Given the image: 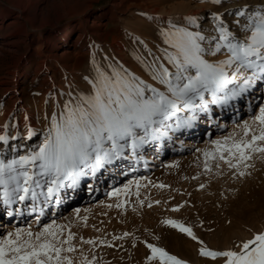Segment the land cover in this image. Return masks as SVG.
Masks as SVG:
<instances>
[{
	"label": "rangeland",
	"instance_id": "1",
	"mask_svg": "<svg viewBox=\"0 0 264 264\" xmlns=\"http://www.w3.org/2000/svg\"><path fill=\"white\" fill-rule=\"evenodd\" d=\"M184 1L206 4L205 25L195 26L189 14L163 13L172 1L150 11L148 0H0V76L24 41L33 47L16 73V96L0 86V110L9 98L10 110L0 120L11 140L7 153L15 146L11 157L0 151V190H7L4 181L11 193L21 192L27 163L17 166L31 155L41 165L49 160L52 177L42 186H51L52 193L58 187L60 196L73 184L64 168L77 171L87 164L77 171L85 174L80 187L62 206L50 205L32 222L13 217L0 223V264H196L201 256L216 255L222 264H264V81L249 99L242 94L235 110L219 104L208 116L200 113L199 99L203 90L214 93L206 95L210 103L228 92L212 87L222 78L218 59L248 58L249 32L264 33V0L256 9L240 5L242 0ZM17 10L19 21L9 24ZM22 23L17 39L24 41L12 43L11 30ZM246 23L248 31L238 28ZM67 24L74 28L65 44L50 48L56 57L43 56V39L56 46ZM230 28L233 36L245 33L244 41L231 40ZM191 96L194 110L171 113L170 103ZM20 108L41 110L34 116L32 147H16L25 131ZM191 116L201 119L198 135L183 137L180 129L161 153L155 142H164ZM126 126L158 139L144 153L128 149L130 136L118 147L114 136ZM107 150L115 154L110 162L101 158ZM123 153L127 162L107 174ZM150 155L157 160L145 167ZM6 213L4 208L0 220Z\"/></svg>",
	"mask_w": 264,
	"mask_h": 264
},
{
	"label": "bare ground",
	"instance_id": "2",
	"mask_svg": "<svg viewBox=\"0 0 264 264\" xmlns=\"http://www.w3.org/2000/svg\"><path fill=\"white\" fill-rule=\"evenodd\" d=\"M165 1H167V2L172 1V2L170 4L168 3L169 11H168V9H162L161 10V11H163V13H164V11H167V12H172V13L176 12V13H180V14H189L191 16L190 20L192 21V23L195 26L196 25L197 26L198 25H205L204 21H205L206 17L208 16V12L206 10V4H204V3H198V4L192 5L190 1H184V0H148V3L146 4L147 6H145V5L144 6L146 9H148L150 11H156L159 8V4L163 3ZM132 3L134 4V2H132ZM153 3H155V4L151 5ZM236 3L237 2L233 1L230 4H227L226 7L231 8L234 5H236ZM239 3H240V5H244V4L247 5L248 4V6L249 5L251 6V8L256 9L258 7L257 5L258 4L260 5L261 3H263V1L262 0H242ZM130 5L131 4H129L128 6H130ZM135 6H136V3H135ZM247 8L249 9V7H247ZM21 13H22L21 10H17V12L14 14V16H13L12 20L9 22V24L12 22H18L19 18L21 17ZM230 25L232 28L233 24H230ZM249 27H250L249 23H246V24H244L243 27L239 26L238 28H243V29L247 30ZM72 28H74L72 26V24H67L63 28L62 31H59L58 35L61 39L56 44V46L50 45L49 44V37L46 36L42 42V47L44 46V49H45L42 51L43 56L50 58V59L53 57L55 58L56 54L52 53L50 48L61 47V45H64L65 42L67 41L68 34ZM231 28L229 30V32H230L229 35L231 36L230 37L231 40L233 38H235V40H238V39L243 40V38H241V37L245 33H241L237 36H233L235 33V30H233ZM23 29H24V24L22 23L17 28L11 30L10 35L15 37V39H13L12 43H15L16 40L24 41V40L17 39V38H19V34L23 33L22 32ZM249 33L250 34H248V35L250 37V40L248 41V45H250L251 47L248 49L249 50V51H247L248 53L244 52L248 56L247 59H245L244 57H239L238 55L236 56L235 54H233L231 56L221 55V57H220L221 59L220 60L218 59L219 63L217 64L218 66L216 68H218V70H219L218 72H221V73H219L218 76H221L222 78H218L214 82V85H212V87H215V90H214L215 92H218V91L221 92L223 87H226V89L228 88V92H223V94H218L217 98L216 99L214 98V102L210 103V101H207L208 99H206V98H208V97L206 95L209 96V95H212L214 93L213 92H206L205 93V90H203L201 92V94L204 96H202V97H201V95L199 96L200 97L199 99L200 100L202 99V101H203L201 104V107H200V113H204V114L207 113L209 116V114L215 109V106H219V104L221 106L232 104L233 105L232 109L235 110L236 105L238 104L236 102L239 99V97H241L242 94H247V96L248 95L252 96V95H250V93L256 94L259 92V90H260L259 88L261 86L260 84H262V82L264 81V33L263 32L262 33H258V32L255 33L254 31H250ZM23 35H24L23 38H26L25 34H23ZM251 36H252V38H251ZM39 46H40V44H39ZM39 46H34V49L38 48ZM32 48L33 47H32L31 41H24V50L22 51V53L17 55V57H15L13 59L11 64L8 66V70H7L6 74L4 76H0V86L3 89V92L10 91L9 96L13 97V94L15 95L17 93V86H18L17 83L19 82V76L21 73L19 72L18 76L16 75V73L21 70L25 59L28 56H30ZM153 55H155V53ZM140 59L142 60L141 57H140ZM152 59H150V60H152ZM41 61H43V60H41ZM37 62H38V60H37ZM136 63H138V62H136ZM145 63H147V62H145ZM145 68H146V66H145ZM248 69H250L252 71L247 72L246 70H248ZM52 76H54V75H52ZM237 84H238V86H237ZM210 89H211V86H208V91H213ZM49 95H50V93H49ZM249 96L247 97V99L250 98ZM192 97L193 96L190 97V100H186V102L178 100V103H176V104L170 103V105H172L170 107V109H171V111H173V112H171V111L170 112L173 114H174V112L178 113V114H184V112L186 110H194L197 106V105H195V103H197V102L195 100H193ZM8 101H9V98L7 99V103L5 104L4 108L3 109L1 108L2 111L0 110L1 111L0 120L10 110ZM246 103H247V101H246ZM40 111H39V109H36V108H33L31 110L20 108L18 114L22 119L21 123L24 125L25 131L22 134V139L19 140L18 145H16V147H22V148H25L27 146L32 147V141L38 133L37 130L34 128V123L36 121V120L34 121V116L37 115ZM193 117L194 116H191L192 119H193ZM192 119H186L182 123V125L179 128H177L176 131L171 130L172 132H170V133L168 132V134H167L168 136L164 142L157 140L158 139V138H156L157 134H155V138H151V139H149V137H147V134H145V133L139 135L141 132L139 126L138 127H131V128H128L126 126L125 129L121 130L119 133H117L114 136L115 144L118 145V147H125L126 142H127L125 138L127 136H130L133 138V140L130 141V143H129L130 145H129L128 149L132 150V148H134V150L141 152V153H144L145 151H148L149 148L154 144V141L157 140L155 142V144L160 146L159 147L160 152L163 153L171 146V140H173L172 137L175 136L176 135L175 133H178L180 129L181 130L184 129L182 132L183 137L197 136L198 135V132L201 129L200 126L202 124L201 119L199 121H197V118L196 119L194 118L193 120ZM15 126L16 127L19 126V121L18 122L16 121ZM170 126L171 125H169V128L172 127V126L171 127ZM10 143H11V140L6 139V135H3L2 128L0 127V149H1L0 151L2 154L6 153V156H9V157L13 156L14 151H15V146H14L12 149H10L9 154L7 153V150H8L7 148H8ZM30 151L33 152V150H31V149H30ZM114 155H113V152L111 153L110 150H107L106 152L102 153L101 158L103 159V161L110 162L113 159ZM83 157L91 159L88 155H85ZM128 157L129 156L126 153H123L122 155H120L115 160V162H113L114 165H109L106 167L107 174L113 173V171H116L121 166H123L127 162V160L129 159ZM39 160L40 159L38 157H36L35 155H31L28 157L27 161L19 162L17 168H22L23 165L25 163H27V165L25 166L27 168V171L25 172V177H23V179H22V183H21L22 184L21 185L22 190L18 195H15V191H12V193H11L10 188L8 187L9 185H7L6 182H4V181L2 182V185H4L7 190H6V192H4L3 190H0V214L4 211V208H7V213H6V215H4L3 219L0 220L1 224L8 223L10 218H13V217L15 220H21V219L25 218L26 222H30V221L32 222V220L35 221L38 218L43 217L46 214V212H48L50 210V205H52L53 208L54 207L58 208L60 205L62 206L63 203H66L69 200V197L71 195H73L75 192H77V189L80 187V183H81V181H83L82 179H83L85 174H84V172L81 174L79 172L77 173V171L79 169H85L86 170V166H87L86 162H84L83 166L77 167V171L74 169L73 166H72L73 168L70 167V169L68 167L64 168L65 169L64 173H65L66 179L69 181H72L73 184L70 187L69 193L60 196L58 187H56V186L53 187V193H52V187L51 186L46 185L45 189H43V186H42L43 180L47 181L50 177H52V173H51L52 169L49 168V167H51L49 165L50 164L49 160H47L46 162L44 161L45 162L44 165H41L42 161L40 163ZM156 160L157 159L154 155H150L143 165H145V167H150ZM91 161H92V159H91ZM13 179H14V181H18L17 174H13ZM37 194L38 195L39 194L44 195L45 197L39 198L40 196H36ZM53 195H54L55 200L52 202H49V200L51 199V197ZM32 197H35V198L37 197V199L33 201ZM27 201H28V204L26 203ZM26 204H27V206H26ZM34 205L36 207L35 213L31 214L30 216H25L23 214V212L27 209V207H33ZM262 216H264V214ZM256 217H257V215H256ZM229 219H231V218L229 217ZM236 219L237 218L235 217V220ZM224 221H223V223H224ZM252 222H253V220H252ZM258 222H261V221H258ZM225 223L229 224V222H225ZM225 223H224V226H225ZM235 224L240 225V224H237L236 222H235ZM252 226H254V225H252ZM260 226H262V225H260ZM219 227H216V229ZM248 227H250V226H248ZM263 227H264V225H263ZM219 230H220V228H219ZM254 231H256V230H254ZM249 236H251V235H249ZM245 237L247 238V236H245ZM218 245H219V243H218ZM225 246H226V244H224L220 248H216V249L221 250V249L225 248ZM187 253H188V251H187ZM197 253H199V252H197ZM182 254H184V253H182ZM201 255H202V253H201ZM181 257L183 258V256H181ZM201 257L202 258L197 259L196 264H222L224 261L223 258H221L220 256H217V255L214 257H210V256H204V257L201 256ZM190 259H192V257H190ZM231 260H232V258H231ZM243 262H244V260H243Z\"/></svg>",
	"mask_w": 264,
	"mask_h": 264
}]
</instances>
